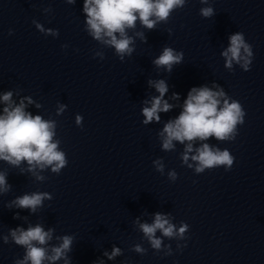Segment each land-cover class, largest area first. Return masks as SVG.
Segmentation results:
<instances>
[{
	"label": "clouds",
	"instance_id": "clouds-1",
	"mask_svg": "<svg viewBox=\"0 0 264 264\" xmlns=\"http://www.w3.org/2000/svg\"><path fill=\"white\" fill-rule=\"evenodd\" d=\"M69 4H74L75 0H67ZM207 3V0H201ZM185 0H84L83 12L86 14V24L89 34L97 41L112 46L121 60L124 56H131L134 48L133 37L128 35V30L135 29L137 22L149 30L154 29L160 22L167 23L171 13L177 8H183ZM200 14L204 17L213 15L211 7L201 8ZM36 27L44 31L40 24ZM52 32V30H48ZM9 34L11 30H9ZM53 34H56L53 32ZM136 35L143 37L142 32ZM230 45L222 52L226 58L225 66L232 67L233 61L240 64L245 71L250 70L253 59L252 46L245 41L244 34L237 32L229 37ZM183 52H176L171 47H165L162 53L154 59L153 63L157 68H163L168 72L172 71L174 65L181 63ZM159 93L150 101V107L142 110L144 123H151L153 120L160 121L161 112H168L173 105L164 99L168 91V85L164 80L149 81ZM225 93L213 91L208 87H193L188 92L184 101L183 110L177 118L169 120L163 127L160 137L164 150L174 148L173 141L181 144L187 142L183 155L184 163L189 160V153L193 152V142L196 140L205 141L210 137L217 140L235 139L237 124L244 123L246 115L241 104L235 100L231 103L227 99L221 106L220 97ZM12 92H6L0 97L6 106L3 114L0 115V160L18 167L21 162L26 161L29 171L36 168L44 169L52 167V171L58 173L68 161L65 154L58 150V142L53 141L55 124L52 121L44 120L40 115L33 116L25 111L26 105L22 100L18 105L11 102ZM173 99H179L177 93H173ZM29 103L31 101L29 100ZM63 110V106H61ZM81 117L77 116L76 122L80 124ZM196 154L191 156V160L197 162L195 171L204 172L205 169H212L218 166H225V170H230L234 157L228 150L221 151L213 149L207 143H203L195 149ZM158 171H163L160 161L154 162ZM188 167H192L191 164ZM169 177L176 179V173L170 172ZM42 179V177H37ZM10 190V185L6 181V175L0 173V193ZM48 193H31L17 197L11 202L19 209H29L36 212L42 206L44 199H50ZM19 214L17 213V216ZM144 236L150 241L154 249L161 248L162 241L155 236L160 230L165 237L172 238L179 235L183 238L188 229L187 224H183L178 232L175 226L169 222L167 216L156 213L154 222L139 225ZM53 229H45L37 224L24 228L10 230V236L16 245L24 246L26 254L22 260H16L15 264H44L47 260L49 264L65 258L68 264L67 253L71 251L73 238L71 236L58 237L62 242L58 246L49 249L45 247L53 238ZM4 242H8V237H4ZM186 246V245H185ZM135 251L143 252L139 245ZM120 254V249L114 248L109 259ZM168 254H171L170 252Z\"/></svg>",
	"mask_w": 264,
	"mask_h": 264
}]
</instances>
